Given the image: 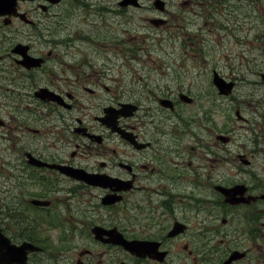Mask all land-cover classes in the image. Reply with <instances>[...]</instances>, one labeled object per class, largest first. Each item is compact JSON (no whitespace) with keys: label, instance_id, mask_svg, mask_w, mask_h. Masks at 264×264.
Segmentation results:
<instances>
[{"label":"flooded vegetation","instance_id":"1","mask_svg":"<svg viewBox=\"0 0 264 264\" xmlns=\"http://www.w3.org/2000/svg\"><path fill=\"white\" fill-rule=\"evenodd\" d=\"M119 1L17 0L23 18L0 16L2 231L16 245L40 246L23 264H264V140L230 155L232 140L216 139L229 132L225 120L215 128L213 92L182 75L120 79L119 65L152 53L118 26L154 6ZM243 2L225 0L227 13L240 18ZM193 5L199 19L213 8ZM157 16L162 24L144 16L147 26H172L165 9ZM45 23L46 58L25 68L11 49L19 42L41 56ZM40 88L47 92L36 97ZM107 113L113 129L101 120Z\"/></svg>","mask_w":264,"mask_h":264},{"label":"rangeland","instance_id":"2","mask_svg":"<svg viewBox=\"0 0 264 264\" xmlns=\"http://www.w3.org/2000/svg\"><path fill=\"white\" fill-rule=\"evenodd\" d=\"M90 1L93 3V0ZM164 1L172 23L171 27L154 29L147 26L144 16H157V10L153 7L149 8L148 12L135 9L131 22L123 21L119 24V33L122 27L129 28L139 36V41L146 43L152 53L148 58L143 56L145 61L119 65L120 79L121 73L126 78L128 75H134L139 76L141 80L150 78L152 81L167 80L173 74H177L183 76V84L190 82L195 90L201 88L213 92L210 96L211 99L214 98L215 107L217 106L212 114L213 121L216 126H219L222 120L228 119L227 131L229 130V133L232 134V141L229 144L230 155L241 152L249 153L256 145L252 140L254 135L257 137L255 132L259 134L257 139L264 140L261 137L264 134V128L259 124L260 117L264 118V103L254 105L253 101H249L250 98L259 100L260 94L264 96V80L259 74L260 71L264 72V0L243 2L246 17L240 18L241 25L237 24L234 27L229 25V21L234 19L228 15L226 10L222 9V5H219L217 10L219 16L212 10L202 20L203 17L199 19L196 12L193 14L196 10L193 5L194 0ZM181 2L183 3L181 4ZM150 4H152V0H150ZM93 20L98 21L97 19ZM76 21L77 18L74 17L67 20V23L71 25ZM197 22L202 24L199 30L196 28ZM225 22L228 23L227 26L224 25ZM255 25L257 30L253 27ZM142 26H144L143 30L150 34L149 39H145L144 34L141 33ZM62 32L64 34L66 31ZM256 35H258L257 39ZM9 37L13 40L19 39L18 36L9 35ZM47 39L48 37L44 33L35 44V50L43 52L42 56H46L45 53L50 47ZM196 45L201 48L200 51L196 50ZM118 54L119 58H122L123 54L120 51ZM212 70H216L226 79L236 81L228 98L217 94L211 83ZM126 78L123 79L126 80ZM174 91L175 89H173ZM222 108L227 112V116L225 113L223 114ZM235 109H238L244 118H249L251 121L248 123L238 120L234 114ZM216 126L215 128H217ZM206 138L212 139L213 136L208 134ZM231 170H235L234 166H231ZM47 230L54 240L61 228L54 226L48 227ZM52 245L55 247L57 243L52 241ZM54 247L51 250H56Z\"/></svg>","mask_w":264,"mask_h":264},{"label":"water","instance_id":"3","mask_svg":"<svg viewBox=\"0 0 264 264\" xmlns=\"http://www.w3.org/2000/svg\"><path fill=\"white\" fill-rule=\"evenodd\" d=\"M135 0H123L122 3H134ZM9 3H12L10 5L11 10L9 8H4L3 5H7ZM13 0H0V13H10L13 12ZM155 3L157 5H162L163 2L161 0H155ZM159 7V6H158ZM161 8V7H159ZM22 64H24L26 67L35 66L38 65L40 62V59H35L32 57H28L26 55L23 56V60L21 61ZM215 85L217 86L220 93H227L230 91L232 87V82H225L223 79L218 77L217 74H215V77L213 79ZM25 247L23 246H15L11 245L8 242V239L3 236V234L0 232V264H22L25 259Z\"/></svg>","mask_w":264,"mask_h":264}]
</instances>
